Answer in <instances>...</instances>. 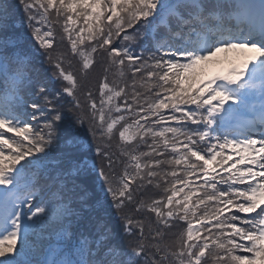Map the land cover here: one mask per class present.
Returning a JSON list of instances; mask_svg holds the SVG:
<instances>
[{"label":"snow or ice","instance_id":"snow-or-ice-1","mask_svg":"<svg viewBox=\"0 0 264 264\" xmlns=\"http://www.w3.org/2000/svg\"><path fill=\"white\" fill-rule=\"evenodd\" d=\"M210 262L264 264V0H0V264Z\"/></svg>","mask_w":264,"mask_h":264},{"label":"trees","instance_id":"trees-1","mask_svg":"<svg viewBox=\"0 0 264 264\" xmlns=\"http://www.w3.org/2000/svg\"><path fill=\"white\" fill-rule=\"evenodd\" d=\"M9 2H11V3H15L16 0H9ZM56 31H57V40L59 41V34H60V32H61V29H60L59 26H57ZM57 48H58V49H65V50H66V49H67V41L65 40L63 43H58V44H57ZM74 63H75V62H74ZM99 71H100V69H99V67H98V68H97V72H99ZM91 87H92V90L94 91V94L98 96V91L96 90V89H97V82H96L95 80L92 81ZM82 99H83V98H82ZM33 124H34V126H35V122H33ZM154 192H156L155 189L149 188V189H148V192H147V194H146V198L149 197V196H153V193H154ZM173 230H174V232L177 231V229H173ZM210 264H211V262H210Z\"/></svg>","mask_w":264,"mask_h":264},{"label":"rangeland","instance_id":"rangeland-1","mask_svg":"<svg viewBox=\"0 0 264 264\" xmlns=\"http://www.w3.org/2000/svg\"><path fill=\"white\" fill-rule=\"evenodd\" d=\"M225 55L229 56L230 58H234V56H235L234 53H228V54L220 53V54H218V59H220L222 61ZM212 67L214 69L218 70V69L227 67V64H226V62L225 63H216V64H213ZM173 232H174L173 229L169 230V235L166 237V239L170 240L172 238L171 233H173Z\"/></svg>","mask_w":264,"mask_h":264}]
</instances>
